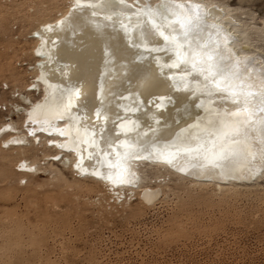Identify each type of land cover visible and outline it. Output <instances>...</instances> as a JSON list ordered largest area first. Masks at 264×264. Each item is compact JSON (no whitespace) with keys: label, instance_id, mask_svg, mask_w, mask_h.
<instances>
[{"label":"bare ground","instance_id":"obj_1","mask_svg":"<svg viewBox=\"0 0 264 264\" xmlns=\"http://www.w3.org/2000/svg\"><path fill=\"white\" fill-rule=\"evenodd\" d=\"M247 14L226 0H66L30 34L37 60L29 90L41 96L19 95L26 132L8 121L0 133L14 134L3 144L22 145L39 131L57 165L144 204L163 191L149 183L156 177L219 190L255 179L264 169V18L257 24ZM178 20L193 47L215 54L220 75L199 62L193 70L191 59L173 67L182 56L160 33H181ZM225 123L238 131L222 136Z\"/></svg>","mask_w":264,"mask_h":264},{"label":"rangeland","instance_id":"obj_2","mask_svg":"<svg viewBox=\"0 0 264 264\" xmlns=\"http://www.w3.org/2000/svg\"><path fill=\"white\" fill-rule=\"evenodd\" d=\"M246 18H264V0H226ZM66 0H0V129L26 132L14 105L29 90L37 60L31 32ZM0 133V264H264V169L244 184L219 190L170 175L153 178L163 191L151 204L119 196L48 158L46 137L27 134L4 145ZM26 161L35 170H21Z\"/></svg>","mask_w":264,"mask_h":264},{"label":"snow or ice","instance_id":"obj_3","mask_svg":"<svg viewBox=\"0 0 264 264\" xmlns=\"http://www.w3.org/2000/svg\"><path fill=\"white\" fill-rule=\"evenodd\" d=\"M197 5V10H198ZM175 24L179 25V28L182 30L181 33H179L176 36L169 37L168 35H165L164 32H161L160 35L163 37L165 41H171L176 46V55L178 58L182 56V58L179 59V63L173 65V67H180L182 64H187L189 59L192 61V69L196 70L198 66V62L200 64H207V72L209 75L215 77L217 75L221 74L220 66L216 63H214V57L215 54L210 51L207 47V45H196L193 47V39L194 36L188 31V23L182 20H178L174 22ZM190 23V22H189ZM173 31H175V28H173ZM183 37V41L179 39V36ZM185 43H187V48H185ZM181 49H183V54L181 53ZM201 73L203 72V69L200 70ZM207 79V77H205ZM216 89L218 92H228V95L232 97L231 103L238 104L239 100L237 98V94L234 90L230 91L228 86L225 85L222 87L219 83V81L216 82ZM264 111V109H262ZM237 113H234L236 115ZM238 129H233L230 124L225 123L224 124V131L221 132V135L224 137H228L234 132H237Z\"/></svg>","mask_w":264,"mask_h":264}]
</instances>
